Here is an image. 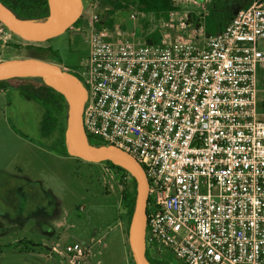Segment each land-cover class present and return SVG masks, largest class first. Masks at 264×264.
Listing matches in <instances>:
<instances>
[{"label":"built area","instance_id":"obj_1","mask_svg":"<svg viewBox=\"0 0 264 264\" xmlns=\"http://www.w3.org/2000/svg\"><path fill=\"white\" fill-rule=\"evenodd\" d=\"M100 9L79 14L89 53L71 72L86 95L88 140L126 151L145 172L144 252L168 251L182 264H264V0L213 36L197 13L190 34L193 22L175 15L180 35L158 41ZM124 11L129 22L146 18ZM66 253L78 264L90 249Z\"/></svg>","mask_w":264,"mask_h":264},{"label":"rangeland","instance_id":"obj_2","mask_svg":"<svg viewBox=\"0 0 264 264\" xmlns=\"http://www.w3.org/2000/svg\"><path fill=\"white\" fill-rule=\"evenodd\" d=\"M73 1L78 21L80 13L88 17V11L95 6L101 8V16L105 12L116 14L106 0ZM253 1L175 0L178 11L140 16L138 24L143 25L152 41L157 34L162 35L161 26L163 34L176 38L180 32L173 29L177 24L172 22L176 20L174 16L178 15L180 22L186 17L193 22L185 30L190 34L197 25V13L204 17L203 27L208 36L206 25L219 18L224 25L229 24L237 8L248 7ZM115 19L128 21L123 13ZM85 21L82 18L81 23ZM41 25L50 27L55 21ZM76 27L53 41L31 43L0 25V62L40 57L75 70L89 53ZM259 48L264 50V40L259 41ZM74 62L76 65L72 66ZM262 71L258 84L262 91L259 96L264 99ZM43 115V106L28 100L14 86L0 87V264H68L66 249L74 244L90 249V254L78 264H135L128 241L129 218L120 193L113 188L118 186L122 192H131L135 186L133 179L119 164L91 166L62 154L58 134L49 138L41 134ZM98 240L101 242L96 243ZM159 259L166 264H182L168 251Z\"/></svg>","mask_w":264,"mask_h":264},{"label":"water","instance_id":"obj_3","mask_svg":"<svg viewBox=\"0 0 264 264\" xmlns=\"http://www.w3.org/2000/svg\"><path fill=\"white\" fill-rule=\"evenodd\" d=\"M50 9V20L55 25L18 20L0 3V23L24 41L47 43L64 36L76 24L77 6L73 0H45ZM49 20V21H50ZM209 36V35H208ZM44 76L60 92L68 105L67 144L70 155L84 162L124 164L137 180L138 199L130 224L128 241L135 264H150L144 252L145 226L149 185L145 172L137 160L114 146H92L83 129L86 95L76 77L57 62L40 57H16L0 62V81L13 78ZM122 166V165H121Z\"/></svg>","mask_w":264,"mask_h":264},{"label":"trees","instance_id":"obj_4","mask_svg":"<svg viewBox=\"0 0 264 264\" xmlns=\"http://www.w3.org/2000/svg\"><path fill=\"white\" fill-rule=\"evenodd\" d=\"M0 3L9 9L20 21L46 23L51 17L49 6L45 0H0ZM106 3L115 12L135 8L146 17L179 10L175 0H106ZM0 25L2 24L0 23ZM80 25L81 21H77L76 26ZM205 29L208 35L213 36L222 32L225 29V25L219 18L215 23L206 25ZM158 38L159 34L156 36V39ZM71 73L73 74V72ZM10 86H14L16 89L20 90L28 100L36 101L43 106L44 115L41 123V134L45 138L58 134L57 139L62 146V154L72 157L68 151L67 144L68 105L64 96L53 88L44 76L20 77L0 81V87L8 88ZM89 141L92 146H103V144L95 139ZM77 160L87 165H96L94 163L84 162L80 159ZM124 170L131 176L135 183L133 191L128 192L124 190L122 192V204L124 208H126L129 224H131L137 205L138 183L136 178L127 169ZM146 259L150 264H166L150 253H146Z\"/></svg>","mask_w":264,"mask_h":264},{"label":"crops","instance_id":"obj_5","mask_svg":"<svg viewBox=\"0 0 264 264\" xmlns=\"http://www.w3.org/2000/svg\"><path fill=\"white\" fill-rule=\"evenodd\" d=\"M239 8H237L236 10H238ZM234 13L235 12H233V14L232 15H234ZM122 13H121V11H118V12H116V14H115V16H120ZM115 18V17H114ZM232 20V19H231ZM231 20H230V22H228L229 24L231 23ZM191 21V20H190ZM115 22L118 24V25H120L122 28H123V30L125 31V32H127V31H133L134 29H139V30H141L142 32H143V34L144 35H146L145 34V32H144V30H143V25L142 24H138V22H136V23H133V22H129V21H122V20H120V22H119V19H118V21L115 19ZM142 23V22H141ZM229 24H226L225 26L227 27ZM162 27V30H160L161 32V34H163V32L162 31H164V28H163V26H161ZM225 27V28H226ZM161 36L162 35H159V38H161ZM158 38V39H159ZM158 39H156V40H158ZM155 41V40H154ZM4 61V60H3ZM262 70H264V69H261L260 71H259V76H258V78H260L261 79V76H262V74H263V71ZM258 86H259V84H258ZM260 87V86H259ZM260 91H261V89H259ZM262 92V91H261ZM259 101H260V111H261V117L264 119V99L262 98V97H260L259 96ZM76 159V158H75ZM77 160V159H76ZM103 164V163H102ZM117 183V182H116ZM114 189H116V190H118V192L120 193V195H121V200H122V190L120 189V188H118V186H114L113 187ZM125 210V209H124ZM123 220V224H124V228H126V220L123 218L122 219ZM124 234H125V236H126V229H124ZM127 241V240H126ZM96 243H100L101 242V240H98V241H95ZM92 248V247H91Z\"/></svg>","mask_w":264,"mask_h":264},{"label":"flooded vegetation","instance_id":"obj_6","mask_svg":"<svg viewBox=\"0 0 264 264\" xmlns=\"http://www.w3.org/2000/svg\"><path fill=\"white\" fill-rule=\"evenodd\" d=\"M74 26H76V24H74V25L68 30V32H67L66 34H68V33L74 28ZM76 30L78 31V32H77V35H83L84 43H85V46H86V40H87V38H88V35L82 31L81 26H77V27H76ZM66 34H65V35H66ZM74 63H75V64H71V65H72V66H75V65H76V62H74ZM61 66H62V65H61ZM64 68H65L66 70H68L69 72L73 71V70H69V69H67L65 66H64Z\"/></svg>","mask_w":264,"mask_h":264},{"label":"bare ground","instance_id":"obj_7","mask_svg":"<svg viewBox=\"0 0 264 264\" xmlns=\"http://www.w3.org/2000/svg\"><path fill=\"white\" fill-rule=\"evenodd\" d=\"M123 167L127 168L124 164H121Z\"/></svg>","mask_w":264,"mask_h":264}]
</instances>
